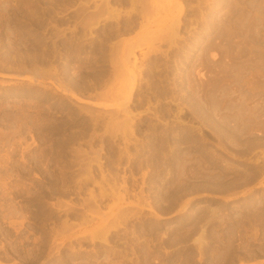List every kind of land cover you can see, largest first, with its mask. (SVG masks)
<instances>
[{
  "label": "rangeland",
  "instance_id": "374dc122",
  "mask_svg": "<svg viewBox=\"0 0 264 264\" xmlns=\"http://www.w3.org/2000/svg\"><path fill=\"white\" fill-rule=\"evenodd\" d=\"M151 9L0 0V264H264V0Z\"/></svg>",
  "mask_w": 264,
  "mask_h": 264
},
{
  "label": "bare ground",
  "instance_id": "6f19581e",
  "mask_svg": "<svg viewBox=\"0 0 264 264\" xmlns=\"http://www.w3.org/2000/svg\"><path fill=\"white\" fill-rule=\"evenodd\" d=\"M141 1V4H142V11L143 12H149L148 9H149V6L152 7V9L150 10L153 11V8L154 9H157L158 8V3L160 1H170V0H140ZM171 8L169 9V14H167L165 17L166 19H174V18H177L178 16H180L181 14H183V8L181 7V5L177 4V1L176 2H171L170 5ZM179 7V8H178ZM175 8L176 9V13L179 12L178 14H175ZM177 8L178 10L181 8L180 11H177ZM155 20V19H154ZM146 21H147V25L150 26V24H152L153 22V19L152 17H147L146 18ZM152 21V22H151ZM175 28V27H174ZM176 29V28H175ZM176 31V30H175ZM176 33V32H175ZM261 173L260 171H258L257 173H255L256 175Z\"/></svg>",
  "mask_w": 264,
  "mask_h": 264
}]
</instances>
